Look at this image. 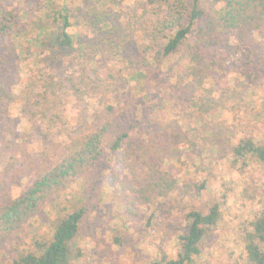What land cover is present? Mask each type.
I'll return each mask as SVG.
<instances>
[{
  "label": "rangeland",
  "instance_id": "obj_1",
  "mask_svg": "<svg viewBox=\"0 0 264 264\" xmlns=\"http://www.w3.org/2000/svg\"><path fill=\"white\" fill-rule=\"evenodd\" d=\"M56 1L51 13L45 0H0V13L13 11L21 25L42 20L55 39L66 8L73 39L63 47L54 41L39 61L14 55L12 64L0 61L1 184L12 194L27 188L39 165L58 162L71 137L106 118L129 129L136 150L152 139L166 146L156 178L165 172L174 184L163 195L142 198L137 188L146 178L139 182L124 164V148L110 150L86 179L0 238V264L49 239L58 218L76 206L86 212L78 239L83 254L74 264H150L163 253L174 256L188 212H208L215 201L221 217L191 264H244L246 232L264 210V164L233 151L240 138L264 142V30L251 44L232 35L216 55L213 75L199 83L184 69L183 51L159 55L166 30L158 35L154 29L165 12L158 0H113L106 11L97 0ZM183 1L189 8L193 0ZM28 38L20 36V44ZM11 42L0 41V56L12 54Z\"/></svg>",
  "mask_w": 264,
  "mask_h": 264
},
{
  "label": "trees",
  "instance_id": "obj_2",
  "mask_svg": "<svg viewBox=\"0 0 264 264\" xmlns=\"http://www.w3.org/2000/svg\"><path fill=\"white\" fill-rule=\"evenodd\" d=\"M45 2L51 13L57 11L56 0ZM96 2L103 6L102 11H106L113 0ZM158 4L165 12L159 13L158 18L154 19V29L158 35L166 30L164 37L162 36L163 42L160 43L159 55L168 58L183 51L180 58L184 62V69L199 83L213 75L217 64L216 55L222 46L229 44L232 35L251 44L255 40V32L264 30V0H210V4L206 6L201 0H193L189 8L183 0H158ZM63 9L60 16L63 18L64 28L58 39L49 34V25L42 20L37 26L21 25L13 11H1L0 41L12 39L8 45L12 54L0 56V61L6 65L12 64L13 55L16 60L22 57L27 60L32 56L39 61L42 59L41 54L50 49L54 41L60 47L70 46L73 39L67 28L71 22L67 9ZM160 24L161 28L157 29ZM30 27L37 30H31ZM23 35L29 38L27 43L20 44L19 37H24ZM153 36L156 37V34ZM3 45L1 43L0 47ZM32 46H36V49ZM128 130H119L114 119L106 118L95 128L71 137L68 151L59 154L58 162H53L50 166L39 165L37 177L27 188L12 194L7 190V183L1 184L0 180V238L20 231L40 211L43 204L57 202L60 194L70 184L86 179L88 173L110 150L124 148V164L136 171L139 182L142 177L146 178V183L137 188L142 198L168 192L174 182L166 178L165 172L160 171L159 178H156V174L157 163L166 157L169 150L154 139L147 146L140 145L136 150L130 142ZM158 149L164 155L156 157ZM233 153L238 159L250 155L264 164V142L259 143L249 137L240 138ZM142 162L144 167L140 165ZM0 178L2 179L1 173ZM85 212L84 206H76L66 212L56 221L49 239H37L33 247L19 252L12 264H74L83 254L78 239ZM220 217L221 210L217 201L210 205L208 212L199 209L189 211L188 223L185 231L178 237L175 255L163 253L150 264H191L194 257L201 253L203 239L217 225ZM245 258L244 264H264V210L251 222V230L246 232Z\"/></svg>",
  "mask_w": 264,
  "mask_h": 264
}]
</instances>
